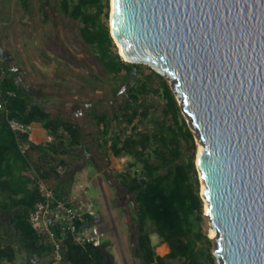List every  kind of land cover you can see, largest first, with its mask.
I'll list each match as a JSON object with an SVG mask.
<instances>
[{
	"label": "trees",
	"instance_id": "obj_1",
	"mask_svg": "<svg viewBox=\"0 0 264 264\" xmlns=\"http://www.w3.org/2000/svg\"><path fill=\"white\" fill-rule=\"evenodd\" d=\"M19 2L25 11L29 10L31 0ZM55 3L60 13L79 24L83 43L91 48L109 76L123 79L131 72L136 74L124 105L111 113L94 112L92 118L95 147L105 154L110 151L118 159L127 158L121 169L111 173L135 205L132 219L137 225L133 254L136 262L216 264L214 241L205 229V202L196 167L197 144L168 82L149 66L130 63L119 54L110 33V0ZM50 4L51 0H41L45 21ZM6 56L0 46V264H20L19 259L29 264L31 256L35 263L38 259V264H51L52 242L30 220L45 201L36 181L42 179L57 199L73 205L65 190L69 175L74 174L69 171V163L90 147L83 128L63 110L55 114L46 108L40 100L48 101V96L34 91L33 82H20L15 68L22 67L15 60V66L8 58L4 61ZM9 119L40 123L48 139L33 143L23 153L20 142L27 135L13 131ZM135 121L128 134L127 129ZM139 125L141 130L137 129ZM81 212L83 222L79 221V225L94 222L96 215ZM151 233L168 244L169 253L157 254ZM58 236L63 239L64 248L61 264H114L103 243H77L71 234L63 235L59 230Z\"/></svg>",
	"mask_w": 264,
	"mask_h": 264
},
{
	"label": "water",
	"instance_id": "obj_2",
	"mask_svg": "<svg viewBox=\"0 0 264 264\" xmlns=\"http://www.w3.org/2000/svg\"><path fill=\"white\" fill-rule=\"evenodd\" d=\"M109 19L128 62L166 79L203 147L216 263L264 264V0H112Z\"/></svg>",
	"mask_w": 264,
	"mask_h": 264
},
{
	"label": "rangeland",
	"instance_id": "obj_3",
	"mask_svg": "<svg viewBox=\"0 0 264 264\" xmlns=\"http://www.w3.org/2000/svg\"><path fill=\"white\" fill-rule=\"evenodd\" d=\"M2 1L1 47L8 55V62L15 60L19 66L32 71L29 81L36 85L34 91L48 96L67 117L74 116L79 123L94 112L111 113L124 105L128 87L136 78L135 72L123 79L109 76L91 48L83 43L79 24L60 13L55 0H51L47 21L40 8L41 0H31L28 11L19 0ZM109 5L111 11V0ZM75 112H80L82 117ZM81 154L69 163V171L74 174L69 175L65 190L76 207L101 215V220L95 221L104 229L102 243L114 264H124L122 251L127 253L129 264H135L128 251V242L130 249H134L137 233L132 219L135 205L132 196L115 182L111 173L121 169L127 158L118 159L110 151L105 154L93 146ZM205 229L211 238L208 220ZM151 239L154 246L161 243L156 233H151Z\"/></svg>",
	"mask_w": 264,
	"mask_h": 264
},
{
	"label": "built area",
	"instance_id": "obj_4",
	"mask_svg": "<svg viewBox=\"0 0 264 264\" xmlns=\"http://www.w3.org/2000/svg\"><path fill=\"white\" fill-rule=\"evenodd\" d=\"M135 123L136 121L127 129L128 134L132 133ZM8 124L16 133L27 135V138L21 139L20 142L21 151L25 153L35 143L31 136L32 124H25L15 119H9ZM137 129L141 130L142 125H139ZM36 182L40 193L45 197V201L38 205L31 214L30 220L33 227L47 234L52 242L51 264H61L64 260L63 239L58 236V230L63 235L71 234L77 243L102 244L101 237L104 229L95 220L92 223L78 224L79 221L83 222L81 211L86 210L92 213L91 211L57 199L54 190L42 179Z\"/></svg>",
	"mask_w": 264,
	"mask_h": 264
},
{
	"label": "crops",
	"instance_id": "obj_5",
	"mask_svg": "<svg viewBox=\"0 0 264 264\" xmlns=\"http://www.w3.org/2000/svg\"><path fill=\"white\" fill-rule=\"evenodd\" d=\"M2 3H3V1L1 0V5L0 6H2ZM0 12H1V10H0ZM2 17L3 16H0V20H1ZM0 28H1V23H0ZM42 101H43L44 106L46 108H48L49 110H51L55 114H58L57 111L61 110V109H59L60 107L58 106V104L55 103V102H53V101L52 102L50 100L47 101L46 99H43V98H42V100H40V102H42ZM53 110H55V112ZM76 113H77V115L80 118L82 117V115H81L80 112H75V114ZM75 114L73 113L72 115H75ZM69 118H71V117H69ZM92 118H93V116L90 117V115H89V118L88 119H84V122H81V123H79L78 121H76L74 119V116L71 119L75 120L83 128V130L85 132V137H86V144L90 148H91V146H93L94 148H96L95 145H94V143H93L95 141V139H94V131L95 130H94V123H93ZM88 125L92 126V129L87 128ZM31 136H32V138H33V140H34V142L36 144L44 143L48 139L47 131H46V129L40 123H33L32 124V135ZM96 216L97 217H95V219H97V221L101 220V215L99 216V214H98ZM158 249H164V252L162 253ZM128 251H129V254L134 258L135 264H137L136 259H135L134 255H133L134 254V249L133 250L130 249L129 242H128ZM169 251H170V248H169L168 244L165 243V242H161L159 245L156 246V252L160 256L166 255L167 253H169ZM122 253L124 255L123 256L124 257V264H129V262H128L127 258H126L127 253L124 252V251H122ZM24 256H26V257L29 256L30 257V254L27 255V253H25ZM19 263L20 264H26L25 260H23V259H19ZM36 263L38 264V259H37V262ZM36 263H35V260L34 259L32 260V256H31L30 263L29 264H36Z\"/></svg>",
	"mask_w": 264,
	"mask_h": 264
},
{
	"label": "bare ground",
	"instance_id": "obj_6",
	"mask_svg": "<svg viewBox=\"0 0 264 264\" xmlns=\"http://www.w3.org/2000/svg\"><path fill=\"white\" fill-rule=\"evenodd\" d=\"M111 1H112V0H111ZM110 25H111V21H110ZM114 41H115L116 46H117V48H118V52H119V54L122 56V58H123L124 60L129 61L128 58L126 57V55H125L124 52H123V47H122L121 43L117 40V38H114ZM202 149H203L202 145L199 144V145H198V148H197L196 159H197V157L200 155ZM201 188H202V190H204V187H203V186H202ZM206 209H207V208H206ZM215 235H216V232H215L213 229H210V236H211V238H212V237H215ZM167 249H168V248H167ZM158 250H159L160 252H162V253L164 252V249H158Z\"/></svg>",
	"mask_w": 264,
	"mask_h": 264
},
{
	"label": "flooded vegetation",
	"instance_id": "obj_7",
	"mask_svg": "<svg viewBox=\"0 0 264 264\" xmlns=\"http://www.w3.org/2000/svg\"><path fill=\"white\" fill-rule=\"evenodd\" d=\"M0 46H1V43H0ZM6 60H7V56L5 57L4 61H6ZM13 63H12V66H15ZM15 69H17V71L15 70V72L19 75L20 82H25V83H29L30 82L29 78H30V74H31L32 71H29L28 69H24L23 67L20 68V69H19V67H17Z\"/></svg>",
	"mask_w": 264,
	"mask_h": 264
}]
</instances>
